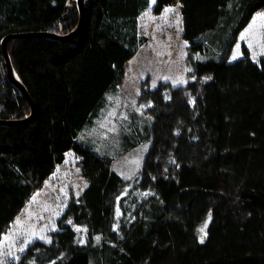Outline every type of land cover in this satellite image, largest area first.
Listing matches in <instances>:
<instances>
[{"label":"trees","instance_id":"obj_1","mask_svg":"<svg viewBox=\"0 0 264 264\" xmlns=\"http://www.w3.org/2000/svg\"><path fill=\"white\" fill-rule=\"evenodd\" d=\"M83 1L75 37L8 42L35 116L0 125V240L67 152L87 181L50 242L34 241L8 264H264V58L245 47L244 58L228 61L264 0H156L157 14L181 5L188 81L142 80L130 116L115 113L105 125L109 93L124 96L125 64L147 40L138 24L150 0ZM79 12L77 0H0V119L32 112L8 77L3 38L69 35ZM91 125L96 145L85 138ZM115 125L119 147L107 144ZM142 143L151 147L127 182L113 161ZM209 215L202 242L197 228Z\"/></svg>","mask_w":264,"mask_h":264},{"label":"rangeland","instance_id":"obj_2","mask_svg":"<svg viewBox=\"0 0 264 264\" xmlns=\"http://www.w3.org/2000/svg\"><path fill=\"white\" fill-rule=\"evenodd\" d=\"M155 4L156 0H150L149 8L139 19V34L147 40L125 66L121 92L133 102L137 101L140 93V82L146 78L151 79L152 86L168 82L173 87H179L186 85L188 81L185 61L189 43L182 36L181 5L167 6L157 14L153 11ZM250 20L239 33L228 61L235 62L244 58L245 47L253 60L264 58V9L255 13ZM111 91L109 99L112 104L108 105L109 100L106 101L111 112L108 113V118L101 119L104 125L113 120L118 102L125 105V101ZM103 124L100 123L98 127ZM118 142V135L107 140L108 145ZM150 147L151 143H143L133 152L117 157L113 161L112 170L121 174L127 182L131 181L142 167ZM64 160L45 181V185L29 199L10 229L1 237L0 264L18 260L20 254L36 240L49 243L50 234L58 230V220L72 197H79L87 187V181L80 172L79 157L70 151ZM211 218L209 215L198 225L196 233L202 242L206 240Z\"/></svg>","mask_w":264,"mask_h":264},{"label":"water","instance_id":"obj_3","mask_svg":"<svg viewBox=\"0 0 264 264\" xmlns=\"http://www.w3.org/2000/svg\"><path fill=\"white\" fill-rule=\"evenodd\" d=\"M78 1V8H79V14H80V23L78 28L71 34L69 35H65V36H59V35H55V34H51V33H22V34H10L7 35L3 38L1 45H2V51H3V57H5L6 60V65L7 68L6 70L8 71V77L11 81V83H15V85L21 90V92L23 93V95H25V97L28 99L31 107L32 108V112L31 115L29 116V118H25L23 120H2L0 119V125H23V124H27L28 122H30V120H32L35 116V104L33 102L32 97L28 94L26 87L21 84L20 82H17L18 80L15 77L14 74V70L12 69V65H11V61H10V57L8 56V42L10 40H13L14 38H28V37H49V38H56V39H60V40H65V39H70L75 37L76 35H78L81 30H82V26L84 25V21H85V9H84V1L83 0H77Z\"/></svg>","mask_w":264,"mask_h":264},{"label":"crops","instance_id":"obj_4","mask_svg":"<svg viewBox=\"0 0 264 264\" xmlns=\"http://www.w3.org/2000/svg\"><path fill=\"white\" fill-rule=\"evenodd\" d=\"M126 65V64H125ZM156 86V85H155ZM155 86H153V87H155ZM120 97V99L122 98V100H124L125 101V105H121V102H118L116 105H117V107H116V109L114 110L115 111V113L117 114V117L118 116H120V117H123V118H127L128 116H130L129 114L132 112V110H133V107L131 106V104H129L130 103V99L128 98V97H125V96H122V95H120L119 96ZM132 101V100H131ZM134 103V102H133ZM110 104H112V101L110 100V102H109V104L108 105H110ZM107 110L109 111V112H111V110H110V107H109V109L107 108ZM128 120H130V117L128 118ZM133 124H134V122H133ZM138 125H140V127L142 126V122L140 121L139 123H138ZM91 128H88V131L86 130V131H84L85 132V138L86 139H88L90 142L92 141L93 142V144L95 143V145H96V143H98L99 142V138H98V133L99 132H96L95 130H96V127H94V126H90ZM94 129V130H93ZM113 129H117L116 130V132H115V136L116 135H118L119 134V130H122L123 128L121 127V125H115V127L113 128ZM85 130V129H84ZM114 136V137H115ZM113 136L111 137V138H114ZM118 138H119V142L118 143H116V144H113L112 146L114 147V146H116V147H119L120 145H121V143H122V141H121V136H118ZM79 139H80V141H81V133H80V136H79ZM143 144V143H142ZM142 144H140L139 146H137L136 148H134V149H132L131 151H129V152H127L126 154H124L123 156H125V155H127V154H129V153H131V152H133L135 149H137L138 147H140ZM104 148V145L102 146V149ZM70 152V151H69ZM69 152H67L66 153V156H67V154H69ZM122 156V157H123ZM120 157V156H119ZM113 167V166H112ZM118 173V172H117ZM121 175V174H120Z\"/></svg>","mask_w":264,"mask_h":264}]
</instances>
